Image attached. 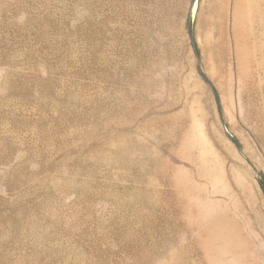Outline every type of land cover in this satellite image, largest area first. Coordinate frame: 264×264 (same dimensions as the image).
Listing matches in <instances>:
<instances>
[{
	"label": "rangeland",
	"instance_id": "1",
	"mask_svg": "<svg viewBox=\"0 0 264 264\" xmlns=\"http://www.w3.org/2000/svg\"><path fill=\"white\" fill-rule=\"evenodd\" d=\"M260 173L264 0H0V264H264Z\"/></svg>",
	"mask_w": 264,
	"mask_h": 264
},
{
	"label": "trees",
	"instance_id": "2",
	"mask_svg": "<svg viewBox=\"0 0 264 264\" xmlns=\"http://www.w3.org/2000/svg\"><path fill=\"white\" fill-rule=\"evenodd\" d=\"M189 34H190V37H191V40H192V44L193 46L195 47V53H196V56L198 57L199 56V51L196 47V41H195V38H194V31H193V28L189 27ZM213 92L215 94V98H216V102H217V106H218V109L221 110L220 108V103H219V98H218V94H217V91L215 88H213ZM232 140L234 141V143L238 144V141L235 137H232ZM258 185L264 195V173H260L259 174V178H258Z\"/></svg>",
	"mask_w": 264,
	"mask_h": 264
},
{
	"label": "water",
	"instance_id": "3",
	"mask_svg": "<svg viewBox=\"0 0 264 264\" xmlns=\"http://www.w3.org/2000/svg\"><path fill=\"white\" fill-rule=\"evenodd\" d=\"M195 4H196V2H195Z\"/></svg>",
	"mask_w": 264,
	"mask_h": 264
}]
</instances>
